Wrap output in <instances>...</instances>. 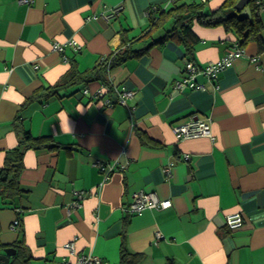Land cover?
Returning a JSON list of instances; mask_svg holds the SVG:
<instances>
[{
  "label": "crops",
  "instance_id": "0c3cea01",
  "mask_svg": "<svg viewBox=\"0 0 264 264\" xmlns=\"http://www.w3.org/2000/svg\"><path fill=\"white\" fill-rule=\"evenodd\" d=\"M175 2L0 0V173L10 151L26 148L25 134L57 145L26 148L22 192L0 195V256L16 250L5 264L18 242L29 264H78L81 255L121 264L124 250L134 264H264V29L216 78L200 73L205 88L176 87L186 62L206 67L241 37L194 21L191 53L175 36L113 67L105 81L43 95L73 64L85 72L116 52L123 33L136 38L134 49L161 38L173 17L142 37ZM114 6L119 15L102 17ZM260 15L264 26V7ZM124 88L134 91L126 104ZM191 117L208 119L215 139L178 138L174 126ZM140 192L172 205L130 212ZM231 213L243 215L242 227L228 226Z\"/></svg>",
  "mask_w": 264,
  "mask_h": 264
},
{
  "label": "trees",
  "instance_id": "16d2710c",
  "mask_svg": "<svg viewBox=\"0 0 264 264\" xmlns=\"http://www.w3.org/2000/svg\"><path fill=\"white\" fill-rule=\"evenodd\" d=\"M239 0H225L224 3L215 10H210L207 3L200 1L177 0L169 11H162L152 19L151 30L146 32L142 37L152 36V33L163 27L169 17H173L174 25L161 38L153 39L144 48L134 49L133 43L136 38H129L125 33L122 34V45L120 48L101 60L92 69L80 72L73 66L60 79V81L45 89L43 94L45 98L59 95V92L73 84L90 83L93 81H105L107 73L115 66L124 63L132 56H140L148 51L152 46L163 44L167 39L177 37L184 42L188 53L193 51L194 42L197 35L193 29V22L203 26L215 27L224 26L226 29L234 30L241 37L240 44H245L251 39L260 41L264 29L261 19V9L264 7V0H249L248 4L238 11L236 4ZM248 9L250 14H245L244 10ZM24 145L28 147H57L52 140L44 138H33L30 134H25ZM50 143V144H48ZM52 143V144H51ZM26 148H16L10 151L4 167L0 173V195L6 199H12L18 196L21 191L20 174L24 166V152ZM18 255L13 264H29L26 259L25 246L18 242ZM129 253L123 251L121 264H134L135 259H130Z\"/></svg>",
  "mask_w": 264,
  "mask_h": 264
},
{
  "label": "built area",
  "instance_id": "2783aa9c",
  "mask_svg": "<svg viewBox=\"0 0 264 264\" xmlns=\"http://www.w3.org/2000/svg\"><path fill=\"white\" fill-rule=\"evenodd\" d=\"M175 2L176 0H172ZM190 1H200L207 3L210 0H190ZM23 4H32L34 0H20ZM122 6H114L102 12V17L107 20H110L122 11ZM71 44L76 45L74 41H70ZM60 47V46H59ZM62 47V46H61ZM58 48V45L56 46ZM244 47L240 44V42L234 43L231 48L227 51V53L219 60L210 62L206 67H199L193 61H187L185 71L183 73V79L177 81L176 87L178 89H183L185 86H190L191 88H205L203 84L198 83L197 76L200 73H204L207 77L216 78L220 71L230 66L233 61L244 54ZM85 92H89L86 90ZM98 95V96H97ZM96 96H101V91H98ZM134 96V91L131 89L124 88L121 91L119 100L120 103L126 104L127 99ZM106 103L108 105L113 106L114 102L111 99H106ZM174 131L177 134L178 138L186 139L200 136H208L212 140L215 139V136L212 132L211 122L206 118L200 117H191L188 120L179 123L174 126ZM100 167L103 168V164H100ZM87 195V192L82 191L77 193V199L79 203L84 196ZM172 205L171 199L161 200L155 193H135L133 197V202L130 204L129 209L130 212H140L145 208H168ZM226 223L231 229H238L242 227L244 223L243 215L241 213H231L226 217ZM20 220L16 219L13 223V227H19ZM65 247L72 253L75 254L76 249L74 242H69L65 245ZM78 264H102V260L98 257L89 255H81L78 260ZM63 264H69L68 262H64Z\"/></svg>",
  "mask_w": 264,
  "mask_h": 264
},
{
  "label": "water",
  "instance_id": "95a60500",
  "mask_svg": "<svg viewBox=\"0 0 264 264\" xmlns=\"http://www.w3.org/2000/svg\"><path fill=\"white\" fill-rule=\"evenodd\" d=\"M249 0H239L238 3L236 4V8L238 11H241L247 4H248ZM5 255H1L0 259L4 260V264L8 262L9 258L11 255L16 253L15 249L12 248H8L5 250Z\"/></svg>",
  "mask_w": 264,
  "mask_h": 264
},
{
  "label": "rangeland",
  "instance_id": "374dc122",
  "mask_svg": "<svg viewBox=\"0 0 264 264\" xmlns=\"http://www.w3.org/2000/svg\"><path fill=\"white\" fill-rule=\"evenodd\" d=\"M245 11H246V12H245ZM247 11H248V9L244 10V13H246V14H247V13H248Z\"/></svg>",
  "mask_w": 264,
  "mask_h": 264
}]
</instances>
